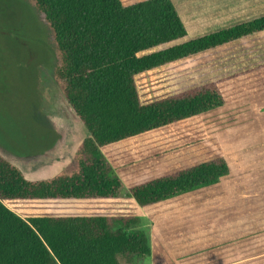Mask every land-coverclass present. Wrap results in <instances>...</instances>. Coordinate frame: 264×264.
I'll list each match as a JSON object with an SVG mask.
<instances>
[{
  "label": "trees",
  "instance_id": "trees-1",
  "mask_svg": "<svg viewBox=\"0 0 264 264\" xmlns=\"http://www.w3.org/2000/svg\"><path fill=\"white\" fill-rule=\"evenodd\" d=\"M28 1L88 136L76 169L49 179L28 180L0 154V264H146L153 251L152 264H175L139 210L228 177L218 138L193 145L195 163L142 180L104 149L224 107L221 85L264 66L243 68L264 55V14L191 37L172 0Z\"/></svg>",
  "mask_w": 264,
  "mask_h": 264
},
{
  "label": "rangeland",
  "instance_id": "rangeland-1",
  "mask_svg": "<svg viewBox=\"0 0 264 264\" xmlns=\"http://www.w3.org/2000/svg\"><path fill=\"white\" fill-rule=\"evenodd\" d=\"M58 65L44 16L28 0H0V154L28 180L74 171L77 151L88 136L54 79ZM219 127L218 115H202L111 145L104 153L115 168L143 175L140 180L152 178L195 163L190 159L193 145L218 133ZM187 200L185 196L168 205L186 208ZM158 212L159 207L146 209L144 224L152 227Z\"/></svg>",
  "mask_w": 264,
  "mask_h": 264
},
{
  "label": "crops",
  "instance_id": "crops-1",
  "mask_svg": "<svg viewBox=\"0 0 264 264\" xmlns=\"http://www.w3.org/2000/svg\"><path fill=\"white\" fill-rule=\"evenodd\" d=\"M172 1L191 37L264 14V0ZM254 63L264 65V55L243 68ZM221 90L225 106L203 115L219 116L213 136L229 176L175 198L187 196L186 208L168 205L175 199L153 206L160 212L151 234L175 264H264V66L221 85ZM182 221L186 225H179Z\"/></svg>",
  "mask_w": 264,
  "mask_h": 264
}]
</instances>
